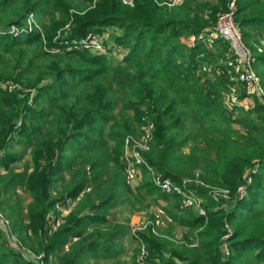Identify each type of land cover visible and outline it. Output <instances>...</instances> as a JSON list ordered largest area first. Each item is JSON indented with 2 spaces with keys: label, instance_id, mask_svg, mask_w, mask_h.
<instances>
[{
  "label": "trees",
  "instance_id": "trees-1",
  "mask_svg": "<svg viewBox=\"0 0 264 264\" xmlns=\"http://www.w3.org/2000/svg\"><path fill=\"white\" fill-rule=\"evenodd\" d=\"M228 1L0 0V211L11 233L44 253L47 264H125L119 256L130 227L111 219V211L127 202L147 209L149 196L158 205L162 200L164 213L186 231L178 241L169 230L173 241L150 229L139 233L148 264L264 262V106L256 102L236 119L237 107L224 108L230 47L210 37ZM235 3V21L264 89V0ZM109 26L121 34L114 36L118 46L128 49L119 65L67 50ZM186 38L193 40L188 49L175 43ZM219 59L226 61L216 66ZM6 82L18 89L9 92ZM144 109L155 126L144 158L174 182L197 177L205 215L180 210L145 169L135 190L125 185L123 142L139 133ZM14 144L22 152H12ZM26 153L30 164L16 171ZM20 188L29 196L26 205ZM210 188L227 190L228 198L215 201ZM57 205L69 212L47 235L46 216ZM0 264L35 262L24 260L0 231Z\"/></svg>",
  "mask_w": 264,
  "mask_h": 264
},
{
  "label": "built area",
  "instance_id": "built-area-1",
  "mask_svg": "<svg viewBox=\"0 0 264 264\" xmlns=\"http://www.w3.org/2000/svg\"><path fill=\"white\" fill-rule=\"evenodd\" d=\"M132 0H123L124 3L130 4ZM180 0H172V3H175ZM171 5V3H168ZM236 3L235 0H229L227 3L226 10L219 15L214 29L210 32V37H221L223 38L233 50L234 55L237 56L239 62L244 66V69L239 72L237 81L243 85L245 88L246 94L249 97L256 98L260 104L264 106V89L261 85L260 78L253 71L254 58L252 56L251 50L244 44L242 39L241 31L235 21L236 16ZM32 16L28 19V27L26 28L27 32L32 30ZM11 33L17 35L21 30L17 28H11ZM105 47L100 43L95 37L88 34L84 39L73 43L67 47L68 51L72 50H82L89 51L92 53L103 51ZM57 51V50H56ZM7 90L11 92L13 89H18L16 84L11 82L5 83ZM20 123H18V126ZM154 122L152 116L148 113L142 117L139 133L135 136H126L124 139L125 152L123 156L124 172L125 179L127 184H133L136 180L140 179L141 167L147 169L151 175V182L166 195H173L179 201V208L183 209H193L195 212H198L200 216L205 215V208L203 206V199L198 195L196 187L188 184L190 182L188 178L183 179L180 182H174L169 178L163 177L161 174H155L152 168L147 164L144 154L149 151L150 143L153 139L154 133ZM249 181V180H248ZM201 183V182H200ZM202 184V183H201ZM243 188H239L240 195L243 194ZM208 194L214 199L216 194L222 195L223 197L228 198V191L222 189L211 188L208 191ZM213 195V196H212ZM222 198V197H221ZM72 207V204L69 206ZM61 208H64L66 212H62ZM69 212V208L57 205L55 210L51 211L46 216V228L49 233L56 231L62 224L63 218ZM161 210L157 209L155 215L159 218ZM154 220H149L147 226L143 225L142 228L151 227L154 229L153 222ZM0 219L5 227H9L7 220H4L0 215ZM228 232L230 230L228 229ZM134 233V232H133ZM9 237L11 240H8V243L11 248L15 250L24 260L35 262V264H43L44 256L43 254L40 257L35 256L30 250H28L19 240L14 238L9 231ZM229 234H226L223 239H227ZM224 254H228L227 246L225 243L222 245ZM38 257V258H37ZM148 251L146 247L141 244L139 249V255L137 257L138 264H148ZM173 264H188L184 261L174 259Z\"/></svg>",
  "mask_w": 264,
  "mask_h": 264
},
{
  "label": "rangeland",
  "instance_id": "rangeland-1",
  "mask_svg": "<svg viewBox=\"0 0 264 264\" xmlns=\"http://www.w3.org/2000/svg\"><path fill=\"white\" fill-rule=\"evenodd\" d=\"M130 4H132V1H131ZM89 34L92 35L93 37H95L100 43H102L103 46L105 47V49L103 51L100 50V52H95V53H92V52H89V51H86V52L91 53L92 55L103 56L105 61L108 64L112 65V66H116V65H119L120 63H122L121 59H123L125 57V55L128 53V49L126 47H124V46L123 47H119L118 44L115 42L114 36L116 34L119 35V30L116 27L109 26V27H107L105 29H102L100 32L89 33ZM119 36H121V34ZM188 40L189 39H187V38L184 39V41H183V39H180V40L176 39L175 43L177 42L178 44H181L183 46H185L187 44L188 46L187 45L186 46H187V49H188L193 44V40L192 39H190L189 41ZM204 40L208 41V39H204ZM75 42H78V41H73L70 45H72ZM207 44H208V46H207L208 48H213V46H212L213 44H212V42H210V40L208 41ZM210 44H212V45H210ZM263 45H264V41H263ZM187 49H185V51H187ZM227 58H228V62L229 63H226V65L228 64V66L231 67V69H228V72H230V80H231L232 83H231V85L228 88V92H226L225 95H224L223 106L227 110H233L234 107L235 108L237 107V109L234 110V113H233V117L236 119V118L239 117V114H240L241 111L242 112H246L248 110L253 109L254 106H255V103L256 102L259 103V101H257L256 98L249 97L246 94V91H245V88L243 87V85L240 84L237 81L238 74H239L240 71H242L244 69V66L239 62L237 56L234 55V52H233V50L231 48H229V52L227 54ZM225 61L226 60L219 59V60H217L215 65L219 66L217 64H222ZM253 71L255 72V74L257 76L259 75L255 68H253ZM3 87L6 90L8 89L6 84H4ZM13 91H15V89H13L11 92H13ZM243 94H245L244 97H239V96H241ZM145 114L148 115V109H144L142 117ZM142 117H141V120H142ZM140 124H141V121H140ZM233 128L237 129V130H241L237 124H233ZM14 147H15V144H14ZM11 150H12V152H15V153L22 152V148L21 147H17V146L15 148L11 149ZM124 152H125V146H124V142H123L122 154L120 156V162H121V165H122L123 177H124L125 185L127 187L131 188L132 190H135L142 182L143 169H145V168L141 167V169H140L141 170V175H140V179L139 180H136L133 184H127L126 179H125L124 164H123ZM27 164H30V161H29V157H28V155L26 153L22 157V159H20L16 163L15 170L16 171H20V170L24 169ZM147 164H148V162H147ZM148 166L150 168H152V170L154 171L155 174H159V175L161 174L160 172H158L155 168H153L149 164H148ZM146 172H147V174H148V176H149V178L151 180V175L147 171V169H146ZM183 179H187V178L185 177ZM183 179H181V181ZM189 179H191V180H189ZM188 180L190 181V182H188V184H190V185H192V186H194L196 188H199L200 186H202V184L200 183V180H198L197 177H194V179L188 178ZM178 182H180V181H178ZM59 185L57 186L58 190H59V187H60ZM209 190H211V188ZM159 192L162 193L160 190H159ZM17 193L20 196L21 204L26 205L29 202L28 194L26 192H24V190L22 188L18 189ZM162 194H164V193H162ZM149 197L146 198V203L149 204L147 209H146V207L145 208H140V204L139 203L132 204L131 202H127L125 205H122V206H120V207H118L116 209H113L111 211V216H110L111 219H113L114 221H118V222H125L130 227V232H131L130 236L124 242V253L121 256H119V258L121 260H123L125 262V264H138L137 263V257L139 255L140 245L141 244L144 245V243H142V240L140 239V237L138 235L139 233H142V232L147 231L148 229H150L152 234L155 235V236L163 237L164 239H169V240H172V241H173V239H175L176 241H178V240L181 239L182 235L186 231V229L184 227L174 224L170 220V218H168V216L164 213L165 203L162 200H159V203L163 202L164 205L160 206L158 204H155L152 201V199H150ZM221 197L223 199H227V197H223L222 195H219V194L215 195V198H221ZM215 201H218V199L215 200ZM203 204H204V199H203ZM72 205H74V203ZM177 206L179 208V201L177 202ZM156 208H158L162 212L160 214L159 218H157L156 215H155V212L157 211ZM183 210H188V209H183ZM61 211L62 212H66V210L64 208H61ZM194 213L196 215L200 216L198 214V212H194ZM0 215L2 216V218L4 220H7L8 223H10L8 218L6 217V215L4 214L3 211H0ZM154 215H155V222H153L154 229L151 228V227L142 228L143 225L147 226L149 220H154ZM0 221H2V220L0 219ZM1 223H0V231L3 233L4 237L7 240H11L10 237H9L10 228L3 226V224H1ZM172 225H173L174 228H173L172 231H170L169 226H172ZM168 230L173 235V237H174L173 239H172V235H169V234L166 233V232H168ZM45 231H46L47 235H51L54 232H56L57 230L54 231V232L49 233L47 231V228H46V225H45ZM10 234L14 238L19 240L15 234L11 233V231H10ZM23 245L28 250H30L33 254H35V256L40 257L41 254H43V256H44V253H42V252L36 253L31 248L26 246L25 244H23ZM165 257L169 258V255H165ZM111 262L112 261H109V260H107V261H89L87 264H105V263H111ZM43 264H47L45 262V258H44ZM261 264H264V262L261 263Z\"/></svg>",
  "mask_w": 264,
  "mask_h": 264
},
{
  "label": "crops",
  "instance_id": "crops-1",
  "mask_svg": "<svg viewBox=\"0 0 264 264\" xmlns=\"http://www.w3.org/2000/svg\"><path fill=\"white\" fill-rule=\"evenodd\" d=\"M183 41H184V39H183ZM188 41H189V40H188ZM186 45H187V44H186ZM187 46H188V45H187ZM187 46H186V47H187ZM161 205H164V203L161 202V203H160V206H161ZM156 209H158V208H156ZM0 223H1V221H0ZM167 254H168V253H165L164 255H167Z\"/></svg>",
  "mask_w": 264,
  "mask_h": 264
}]
</instances>
